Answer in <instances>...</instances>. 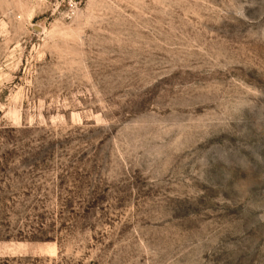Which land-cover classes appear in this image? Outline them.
Wrapping results in <instances>:
<instances>
[{
    "label": "rangeland",
    "instance_id": "374dc122",
    "mask_svg": "<svg viewBox=\"0 0 264 264\" xmlns=\"http://www.w3.org/2000/svg\"><path fill=\"white\" fill-rule=\"evenodd\" d=\"M0 264H264V0H0Z\"/></svg>",
    "mask_w": 264,
    "mask_h": 264
}]
</instances>
